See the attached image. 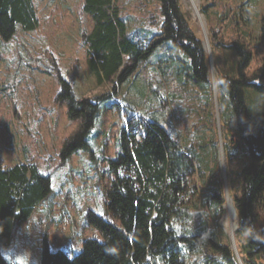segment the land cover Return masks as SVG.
I'll use <instances>...</instances> for the list:
<instances>
[{
  "label": "trees",
  "instance_id": "16d2710c",
  "mask_svg": "<svg viewBox=\"0 0 264 264\" xmlns=\"http://www.w3.org/2000/svg\"><path fill=\"white\" fill-rule=\"evenodd\" d=\"M153 1L158 3L161 32L142 38L129 30L121 0H84L83 12L93 22L91 32L83 35L87 67L97 85L111 84L112 91L92 100H77L71 87L61 81L57 101L66 103L71 121H80L78 131L64 143L63 159L78 150H89V135L101 103L116 93L118 84H133L128 81L144 69L155 47L163 42L169 41L182 54L184 68L170 70L173 82H183L180 96L185 94L188 84L193 89H204L207 59L201 42L180 12L178 0ZM201 11L205 14L206 9ZM149 20L150 25L157 23L152 17ZM17 25L24 32L38 28L34 0H0V39L11 40ZM260 31L264 46V15ZM210 38L212 48L220 45L212 33ZM233 49L241 57L237 75H221L217 88L218 102L228 106L237 133L229 139L223 132L222 146L226 160L232 161L230 149L235 150L237 140L236 149L244 159L238 173L241 193L233 197L237 234L245 238L239 247L240 260L242 264H264V233L258 224V216L264 211V66L259 75L246 78L243 69L251 58L243 45L234 44ZM126 59L129 64L125 63ZM167 72L162 75L165 81H168ZM140 91L143 98V89ZM151 92L165 106L158 89L152 88ZM248 92L262 100L260 105H255L251 118ZM171 101L175 102L173 98ZM144 118L127 113L120 129L119 153L115 160L108 161L113 179L106 194V209L118 219L122 229L89 213L88 222L103 241H84L82 251L73 258L60 251L52 253L44 244L41 264H238L231 247L221 242L218 233L225 205V182L216 152L211 159L209 144L197 147L190 143L183 147L181 140L173 138L157 121ZM202 119L192 128L198 127ZM221 127L226 130L224 125ZM233 138L234 143L230 145L228 141L231 143ZM209 158L212 168L208 166ZM50 193V178L41 175L33 164L0 170V244L3 247L10 246L15 231ZM0 264H8L1 255Z\"/></svg>",
  "mask_w": 264,
  "mask_h": 264
},
{
  "label": "rangeland",
  "instance_id": "374dc122",
  "mask_svg": "<svg viewBox=\"0 0 264 264\" xmlns=\"http://www.w3.org/2000/svg\"><path fill=\"white\" fill-rule=\"evenodd\" d=\"M121 2L126 23L135 35L148 38L161 32L158 3L153 0ZM178 2L181 14L201 42L207 59L204 89H193L188 84L187 91L180 96L183 82H173L170 70L175 72L178 66L184 68V64L181 65L182 54L169 41L161 43L149 56L144 69L128 81L133 84H118L116 93L101 103L97 121L89 135V150H78L67 159L61 156L64 143L78 131L80 121H71L66 103L57 101L61 81L71 87L77 100H92L112 91L111 84L97 85L87 67L83 35L91 32L93 22L83 12L84 0H34L38 28L24 32L17 25L11 40L0 39V170L33 164L41 175L51 180V193L15 231L10 246L0 244V255L8 264H41L44 244L52 253L60 251L73 258L82 251L84 241L102 242L101 234L88 222L89 213L122 229L118 219L107 212L106 194L113 179L108 161L115 160L119 153V134L127 113L157 121L173 138L180 139L183 147L190 143L197 147L209 144V157L212 159L216 152L218 168L225 178L226 193L232 204L233 197L240 195L238 173L244 161L243 155L238 149H230L232 161H227L222 146L223 132L232 139L237 128L228 106L218 102L219 90L216 87L214 92L212 73L216 85L221 75H237L241 57L233 46L240 44L251 58L243 69L245 77L259 75L264 66L260 31L264 0H196L200 20L187 0ZM202 9H206L205 14ZM151 17L157 23L150 25ZM211 33L220 44L215 48L211 47ZM204 42L208 43L210 54ZM125 61L129 64L127 59ZM156 62L161 63L156 65ZM164 71H168L166 76L171 81L163 79ZM152 88L158 89L165 106L160 105L151 92ZM142 89L143 98L140 96ZM261 102L253 92H248L250 118L255 113V105ZM202 117L200 125L192 128ZM223 125L225 131L222 130ZM214 143L216 145L212 148ZM228 143L232 145L234 138ZM210 158L208 166L212 168ZM223 215L224 208L218 233L221 242L230 247V238L221 226ZM235 215L238 231L236 212ZM258 218L264 233V211ZM237 231L234 242L239 255V247L245 238H240Z\"/></svg>",
  "mask_w": 264,
  "mask_h": 264
},
{
  "label": "bare ground",
  "instance_id": "6f19581e",
  "mask_svg": "<svg viewBox=\"0 0 264 264\" xmlns=\"http://www.w3.org/2000/svg\"><path fill=\"white\" fill-rule=\"evenodd\" d=\"M187 1L189 2L190 6H191L194 15L197 18H199V20H200V16H199V11H198V8H197L196 0H187ZM204 46L206 47V51L210 54V49H209L208 43L204 42ZM212 79H213L212 80V84L214 86V92L216 93V87H218V86L215 84L214 73H212ZM223 156H224L223 155V148H221V151H220L221 159L223 158ZM224 209H225V215H223L224 217L221 220V226H222L223 230L229 236L230 240L233 242V245L235 246L234 236H235V233L237 231V225L235 224L234 221L236 219V215H235L234 206L232 204V200L228 196L226 197V202H225V205H224ZM235 248H236V246H235Z\"/></svg>",
  "mask_w": 264,
  "mask_h": 264
},
{
  "label": "water",
  "instance_id": "95a60500",
  "mask_svg": "<svg viewBox=\"0 0 264 264\" xmlns=\"http://www.w3.org/2000/svg\"><path fill=\"white\" fill-rule=\"evenodd\" d=\"M209 60H210V56H209ZM210 65H211V60H210ZM232 137H234V135L232 136ZM220 146H221V142H220ZM237 146H238V141L237 140H235V144H234V149H236L237 148ZM224 159L222 158V161H223ZM224 175V174H223ZM223 179H224V182H225V197H227V193H226V191H227V188H226V181H225V178H224V176H223ZM230 247H231V250L233 251V253H234V256H235V259H236V261H237V263L238 264H242V262H241V260H240V258H239V255H238V253H237V250H236V248H235V246L233 245V242L230 240Z\"/></svg>",
  "mask_w": 264,
  "mask_h": 264
}]
</instances>
